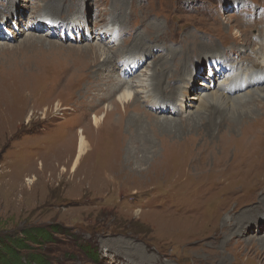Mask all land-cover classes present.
Returning a JSON list of instances; mask_svg holds the SVG:
<instances>
[{
	"label": "rangeland",
	"instance_id": "374dc122",
	"mask_svg": "<svg viewBox=\"0 0 264 264\" xmlns=\"http://www.w3.org/2000/svg\"><path fill=\"white\" fill-rule=\"evenodd\" d=\"M97 44L115 61L92 62ZM263 71L264 0H0V237L44 232L24 253L45 264H264ZM233 77L242 102L192 120ZM133 78L183 107L152 113L149 91L165 123L96 131L106 88ZM79 130L82 182L47 184L39 165L73 159Z\"/></svg>",
	"mask_w": 264,
	"mask_h": 264
},
{
	"label": "bare ground",
	"instance_id": "6f19581e",
	"mask_svg": "<svg viewBox=\"0 0 264 264\" xmlns=\"http://www.w3.org/2000/svg\"><path fill=\"white\" fill-rule=\"evenodd\" d=\"M96 34L97 35H96L95 38H96L97 41L103 40V38L105 37L106 34L111 36V39H109V42H110V40H114V39L118 38V36L116 35L117 33H116V30H115L114 27L113 28H109V29L108 28L101 29ZM230 51H232V50H230ZM88 53H89V56H90V59L92 60V62H97L98 61L102 65L110 64V63L115 61L114 55L113 54L111 56L108 55V52L104 48L100 47L98 44L93 46V47H89ZM132 60L125 61V60L122 59V63L125 62L124 66H126L127 68H131L133 70L134 67H135L136 60H134V59H132ZM98 66H101V65L98 64L97 67ZM132 70L129 71V72H126V74L128 76H130V74L133 73ZM237 81H239V78L238 77H233L232 80H231L232 83H228V86H226V87H221V92L220 93L209 94V93L201 92L200 94H198L197 95L198 96L197 100L200 101V109L196 108V111L198 110V112H194V116L191 119L193 120L194 118H199L201 116V114H203L201 112L202 110L206 112V110H208L209 108L220 107L223 103L225 104L224 101H227L228 103H231V105H236L238 103H241L242 100L246 96H241V97L237 96L236 93H238V92H236L234 90H233V92H235V93H231L230 92L232 87H239L240 83L236 84ZM143 83L144 82L141 81V80H138V78H133L132 80H129V81H124V80L123 81H116L115 84L107 87L106 88L107 89L106 92L101 96L100 99L108 100V99H110L112 97H113V99H112V101H110V105L106 106L105 111L100 112L97 115L96 114L91 115V119H90L91 127H93L96 131H98L104 125L107 117H110V122L112 123L113 126H115V127L121 126V128H127L128 131H134L133 128H139L138 125L141 126L143 123H145V124H148V123H151V122L156 123V124L165 123L164 121H161L158 117L152 116V114H148V112L144 111V108L141 106V104L144 102V100H146V99L148 100L149 99L150 96L146 95V94H148L149 91H151V93L152 92L157 93L156 91H159V93H157V94H159V96H157L158 101L154 100L155 105H152L150 107L152 113L159 114V115L160 114L161 115L162 114L175 115V114L179 113L180 108L183 107V99L181 98L185 94L183 91H182L181 95L179 96L180 98H177V101H176L177 103H175V106H178L179 110H177V109L173 110V107H171L170 110H169V107L165 106L167 104L165 99L167 101H170L169 98L163 97L162 94L160 93L162 91H165V89L159 88V87H162L161 85H156V88L152 87L149 91H147V89H146V87L144 86ZM233 83H235V84H233ZM123 84H125V89H123L118 94H115L117 90L121 89V85H123ZM138 88H142L143 90L142 91L136 90ZM227 92H230V93H227ZM139 94L141 96H139ZM233 94H235V96L230 97ZM256 94H257V97H264V95H261L260 92H258ZM100 99H97V102ZM235 101H237V102H235ZM137 104H139V105H137ZM94 105L91 106V107H94ZM162 106H164V107H162ZM191 115H193V113H191ZM221 118L222 117H220V119ZM161 119L167 121L166 118H164V119L161 118ZM181 122H183V121L181 120ZM232 123H233V121H232ZM141 127H143V126H141ZM170 129H172V128H170ZM137 135L139 137L143 136L140 133H137ZM143 137H145V136H143ZM144 142H146V141H143V143ZM75 148H76V151H75L76 154H75L74 158L73 159H69V157L65 158L66 159V161L64 163L65 165H60V166L59 165H54V167H52L53 171H45L44 164L41 163V165H39L38 172L41 174L42 177H44V175H46L47 184H49L51 182V180L54 179L55 174H57L56 171H59V174H58L59 177L66 178V175H68V173H70L69 177L72 178V180L73 179H77L78 180V178H77L78 165L81 162V158L85 154L86 150L89 148V143L86 140V138L84 137V135H83L81 130L78 131V136H77V141H76V144H75ZM143 153H146V151L143 152ZM141 156H143V155H141ZM69 164H70V168H69L70 171L67 169V166ZM105 178L107 180H109V181L111 179L110 176L107 175V174H106ZM24 179L28 183V186H31V187L35 186V183L38 181L37 180L38 178L36 176H31L30 178H24ZM79 179H80V181L78 180L79 183L82 182L81 178H79ZM21 187H22V185H21ZM259 190H261V189H259Z\"/></svg>",
	"mask_w": 264,
	"mask_h": 264
},
{
	"label": "trees",
	"instance_id": "16d2710c",
	"mask_svg": "<svg viewBox=\"0 0 264 264\" xmlns=\"http://www.w3.org/2000/svg\"><path fill=\"white\" fill-rule=\"evenodd\" d=\"M36 236L41 239H49L47 234L36 229L24 230L21 232L20 239L8 236L0 237V264H45L40 255L24 253L28 249L26 243H31L37 238Z\"/></svg>",
	"mask_w": 264,
	"mask_h": 264
}]
</instances>
